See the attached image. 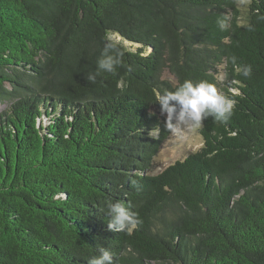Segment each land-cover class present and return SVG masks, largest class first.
I'll use <instances>...</instances> for the list:
<instances>
[{"label": "trees", "instance_id": "trees-1", "mask_svg": "<svg viewBox=\"0 0 264 264\" xmlns=\"http://www.w3.org/2000/svg\"><path fill=\"white\" fill-rule=\"evenodd\" d=\"M238 8L0 0V264H88L101 249L115 264H264V0ZM109 37L119 64L97 74ZM185 80L233 99L232 115L149 175L172 131L157 95ZM114 202L136 229L108 230Z\"/></svg>", "mask_w": 264, "mask_h": 264}, {"label": "clouds", "instance_id": "clouds-1", "mask_svg": "<svg viewBox=\"0 0 264 264\" xmlns=\"http://www.w3.org/2000/svg\"><path fill=\"white\" fill-rule=\"evenodd\" d=\"M223 30L226 24L218 22ZM116 44L109 37L101 52V58L97 61V74L102 72L111 73L119 64L120 53L113 54ZM233 62L235 58L233 57ZM251 66H245L242 74L251 75ZM89 81L95 80L94 74L87 76ZM161 112L166 114L165 125L169 130H179L181 125L185 127H201L203 121L209 117L218 122H226L232 115L235 101L221 95L217 88L206 81L192 82L185 80L174 91L165 90L157 95ZM175 121V122H173ZM131 184L138 187V182L132 180ZM107 215L110 217L107 228L109 231L131 232L140 223L137 215L131 211V206L114 202L108 205ZM88 264H115L113 254L106 249H101L100 255L89 259Z\"/></svg>", "mask_w": 264, "mask_h": 264}, {"label": "rangeland", "instance_id": "rangeland-1", "mask_svg": "<svg viewBox=\"0 0 264 264\" xmlns=\"http://www.w3.org/2000/svg\"><path fill=\"white\" fill-rule=\"evenodd\" d=\"M252 0H237V6L240 10L247 7ZM218 80L222 82L224 79L223 67H219ZM166 78L171 79L169 74H165ZM224 85V84H222ZM234 92V91H232ZM11 102L0 101V115L7 111ZM44 124L46 119L43 118ZM175 122V121H173ZM202 146V139L198 133L197 127H185L181 125V129L172 130L167 139L163 142L159 152L153 159L152 169L149 175H157L167 166L174 164L176 161H182L189 154L198 151Z\"/></svg>", "mask_w": 264, "mask_h": 264}]
</instances>
